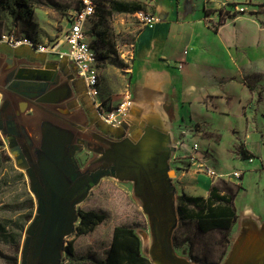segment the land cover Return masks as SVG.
Returning a JSON list of instances; mask_svg holds the SVG:
<instances>
[{"label":"crops","instance_id":"crops-1","mask_svg":"<svg viewBox=\"0 0 264 264\" xmlns=\"http://www.w3.org/2000/svg\"><path fill=\"white\" fill-rule=\"evenodd\" d=\"M150 3L156 20L152 27L142 23L135 36L124 99L169 129L189 167L177 174L179 190L206 197L211 186V176L188 163L196 141L216 171L241 172L239 179L230 177L241 184L236 229L243 217L264 222V25L258 11L232 9L217 22L227 0Z\"/></svg>","mask_w":264,"mask_h":264},{"label":"rangeland","instance_id":"rangeland-1","mask_svg":"<svg viewBox=\"0 0 264 264\" xmlns=\"http://www.w3.org/2000/svg\"><path fill=\"white\" fill-rule=\"evenodd\" d=\"M95 1L98 3L97 14L87 24L88 40L95 47L97 57V82L93 100L100 117L111 118L114 124H118L123 120L124 114L114 118L113 112L125 98L131 49L135 36L143 25L138 12L150 11L151 3L150 0ZM76 2V0H39L32 5L31 19L35 23V29L30 31L29 37L20 31V23L11 13L14 9L12 0H5L4 5L0 7V42L4 43V37L9 38L16 45L27 41L35 45L36 49L45 48L50 54L48 58L60 63L61 55L66 48L62 43V31L66 26V16L74 9ZM118 4L124 5L127 10L118 11ZM228 4V8H223L219 14L217 13L218 17L214 19L215 21L220 22L231 16L232 9L242 8L245 12L257 10L259 14L256 16L260 24L264 25V0H230ZM244 26L247 28V24ZM262 93H264V85L259 93V99L262 98ZM0 140V220L14 221L27 211L24 200L29 197L34 202V195L29 191L26 173L23 171L22 178H15L10 165L14 169L19 167L13 164L14 161H6L1 157V153L8 154V151L7 144L3 143L1 137ZM90 155L86 147L76 153L81 168L84 167ZM181 159L180 150L177 151V149L169 159L170 169L174 170L175 204L178 202L177 196L184 193L176 187L179 185L176 179L177 174L189 168L186 162L180 161ZM215 172L217 177H211V185L217 184L222 189L225 187L235 189L237 182L231 181L227 172L219 173L216 168ZM132 184L129 180L122 181L106 176L90 189L87 198L76 205L77 212L81 210L103 212L106 214L105 219L90 232L80 235L76 233L79 218L76 220L74 232L65 239L66 245L70 241L73 242V254L68 255L63 251L62 264H93L89 257L103 255L111 241V233L117 225L132 226L140 238L141 253L149 257L147 251L151 245V237L148 217L144 214L139 199L133 193ZM35 205L34 202L33 213ZM236 226L237 222L230 230L218 229L202 233L197 231L193 220L180 223L178 216L171 240L178 256L190 259L196 264H221L239 232ZM23 237L22 232L19 240L20 248L16 251L17 264L20 261ZM8 256H11L9 246L0 244V264H12Z\"/></svg>","mask_w":264,"mask_h":264},{"label":"water","instance_id":"water-1","mask_svg":"<svg viewBox=\"0 0 264 264\" xmlns=\"http://www.w3.org/2000/svg\"><path fill=\"white\" fill-rule=\"evenodd\" d=\"M0 50L32 59L44 57L27 45L13 48L0 44ZM62 61L63 66L68 64L65 58ZM67 67L76 72L73 67ZM26 85L22 82L23 88H27ZM83 102L90 122L121 140L104 152L107 164L81 173L74 152L84 141L77 139L78 144L67 154L65 150L72 141L71 133L44 123L37 170L41 185L27 170L29 191L34 195L36 207L23 231L21 264H61L65 239L74 232L79 218L76 205L106 176L133 183V193L148 217L151 245L147 252L153 264H196L178 256L171 240L178 213L174 170L169 163L176 146L172 144L169 129L159 116H142L132 108L118 126H110L98 117L90 97ZM16 163L21 168L18 161ZM221 264H264V222L243 217L239 221V232Z\"/></svg>","mask_w":264,"mask_h":264},{"label":"flooded vegetation","instance_id":"flooded-vegetation-1","mask_svg":"<svg viewBox=\"0 0 264 264\" xmlns=\"http://www.w3.org/2000/svg\"><path fill=\"white\" fill-rule=\"evenodd\" d=\"M35 47L33 45L32 50L39 55L44 54L43 59L0 50V137L7 144L11 162L17 164L18 161L21 166L18 170L26 173L28 187L27 170L41 185L37 170L44 123L71 133L72 141L65 150L67 154L78 144L77 139L84 141L74 152L76 158V153L86 147L91 154L83 168L76 158L81 173H89L107 164L103 159L104 152L121 140L90 122L83 102L89 96L81 77L72 68L63 66V61H51L49 51L40 53ZM61 64L58 68L57 65ZM22 82L27 84V88H23Z\"/></svg>","mask_w":264,"mask_h":264},{"label":"trees","instance_id":"trees-1","mask_svg":"<svg viewBox=\"0 0 264 264\" xmlns=\"http://www.w3.org/2000/svg\"><path fill=\"white\" fill-rule=\"evenodd\" d=\"M76 1L74 9L79 7V1ZM4 2L5 0H0V7L4 5ZM37 2L39 0H12L14 9L11 13L16 21H19L20 31L29 37L31 36L30 31L35 29V23L31 19V13H33L31 6ZM95 3V14L93 17L97 14L98 10V3L96 1ZM117 6H119L118 11L127 10L122 4H118ZM255 13L252 12V14ZM90 45L95 51V47L91 42ZM1 157L6 161H11L7 153H1ZM242 157L248 159L252 158L253 155L247 152V150H243ZM10 170L15 178H22L24 176L22 171L14 169L12 165H10ZM240 187L241 184L237 183L235 189L231 187L222 189L217 184H214L209 187L206 197L188 195L186 193L178 195L176 209L180 223L186 220H193L197 231L202 233L218 229L230 230L238 218L234 204L235 196ZM24 205L27 211L20 215L17 220H0V244L9 246L11 256H8V259L12 264L18 263L16 251L20 248L19 240L32 214H34V202L31 198L27 197L24 200ZM105 216V213L94 210L79 211L76 233L80 235L90 232L105 219ZM137 234L132 226L117 225L114 227L113 233H111V241L103 255L100 257L91 256L89 258L93 264H153L148 257L141 253V241ZM73 249V242L70 241L65 246L64 251L68 255H72Z\"/></svg>","mask_w":264,"mask_h":264},{"label":"built area","instance_id":"built-area-1","mask_svg":"<svg viewBox=\"0 0 264 264\" xmlns=\"http://www.w3.org/2000/svg\"><path fill=\"white\" fill-rule=\"evenodd\" d=\"M79 7L70 11L66 16V26L62 31V43L64 44L65 50L62 53V59L65 58L68 62V66L73 67L76 70V73L81 79L84 81L87 95L91 98L94 103L93 96L95 94V86L97 82V57L95 51L92 49L90 42L87 36V24L90 19L95 14V0H78ZM228 2L230 0H227ZM243 11L242 8H239L237 11ZM138 17L140 21L144 25H148L150 27L155 23V16L148 11H140L138 12ZM4 43L10 47L12 46H21L27 45L33 47L32 43L23 42L20 45H16L9 38L4 37ZM37 52H45V48H35ZM185 53V51H184ZM96 107V105L94 104ZM133 107L131 99H124L119 106L114 110L113 117L124 114L123 118L127 116L129 109ZM99 118L107 125L110 126H118V124H114L111 118ZM188 163L193 166L196 171L204 173L211 177H217V173L213 166L208 164L203 159V153L200 150L199 144L195 141L191 144V152L188 153ZM251 161V158H248ZM230 177L235 179H239L241 177V172L239 170H235L231 172Z\"/></svg>","mask_w":264,"mask_h":264}]
</instances>
